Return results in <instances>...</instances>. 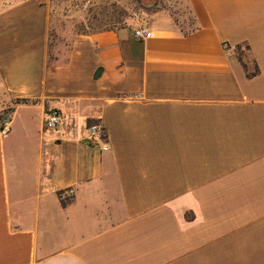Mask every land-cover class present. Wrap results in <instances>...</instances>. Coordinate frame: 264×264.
Wrapping results in <instances>:
<instances>
[{
    "label": "crops",
    "instance_id": "0c3cea01",
    "mask_svg": "<svg viewBox=\"0 0 264 264\" xmlns=\"http://www.w3.org/2000/svg\"><path fill=\"white\" fill-rule=\"evenodd\" d=\"M175 2L142 39L62 31L50 65V0H0V264H264V0Z\"/></svg>",
    "mask_w": 264,
    "mask_h": 264
},
{
    "label": "rangeland",
    "instance_id": "374dc122",
    "mask_svg": "<svg viewBox=\"0 0 264 264\" xmlns=\"http://www.w3.org/2000/svg\"><path fill=\"white\" fill-rule=\"evenodd\" d=\"M161 8L169 10L173 18L180 22V6L175 0H50L52 26L56 31L67 30L69 34L77 29L93 31L117 28L124 21L129 22L133 14L139 15L142 20L151 10ZM182 18L187 19L186 16ZM19 117L14 118L13 121H16L10 124L9 131L14 128Z\"/></svg>",
    "mask_w": 264,
    "mask_h": 264
},
{
    "label": "built area",
    "instance_id": "2783aa9c",
    "mask_svg": "<svg viewBox=\"0 0 264 264\" xmlns=\"http://www.w3.org/2000/svg\"><path fill=\"white\" fill-rule=\"evenodd\" d=\"M141 17L137 14H133L132 19L136 21V25L133 28V35L137 39H142L145 37H148L150 35V31L148 30L147 26V20L140 19ZM223 47L225 50V53L227 56L230 55L229 50H226V45L223 43ZM10 115L5 114L2 115L1 121H0V134L2 136L7 135L10 129ZM64 121V117L62 113L58 109H49L44 113L43 116V128L44 129H56L59 127ZM107 136L104 131V129L98 124V123H91L87 126V134L85 136V141L89 145H96L98 146L102 151H105L108 149V143H107ZM72 191H70L71 193ZM62 198V195H60Z\"/></svg>",
    "mask_w": 264,
    "mask_h": 264
},
{
    "label": "trees",
    "instance_id": "16d2710c",
    "mask_svg": "<svg viewBox=\"0 0 264 264\" xmlns=\"http://www.w3.org/2000/svg\"><path fill=\"white\" fill-rule=\"evenodd\" d=\"M50 15H51V13H50ZM175 21L178 22V20H175ZM126 25H128V22L124 21L120 27H123ZM185 25H188V26L191 25L190 18H189V22L187 21V23H185V24L183 23V30H182L183 32H188L190 29L184 28ZM107 28H109V27H107ZM62 31H65V30H62ZM88 31H90V30H86V29L79 30V29H77L70 34L88 32ZM61 32H59L58 30L56 31L54 29V27L52 26V23L50 22L48 58H47L48 63L50 65L55 64L57 61V56L54 55L56 53L57 49L55 50L54 44H57L58 42L62 43L65 40L64 36L61 35ZM61 38L63 40H61ZM225 45H226V50H229V52H230L229 57L231 56V57H235L237 59V61L241 64L243 70L245 71L247 77H252V76H255L257 74L258 67H257L254 59L251 57L250 47L247 43L236 44L234 46H230L229 44L225 43ZM60 49L62 51L64 49V45H63V47H60ZM248 63H249V66H248ZM21 101H26V99H15L14 102L18 103ZM10 111H11L10 108L1 111L0 112V121H1L2 115L9 114ZM91 123H97V122H89L88 125Z\"/></svg>",
    "mask_w": 264,
    "mask_h": 264
},
{
    "label": "water",
    "instance_id": "95a60500",
    "mask_svg": "<svg viewBox=\"0 0 264 264\" xmlns=\"http://www.w3.org/2000/svg\"><path fill=\"white\" fill-rule=\"evenodd\" d=\"M99 72H100V69H98V70L96 71L95 76H99Z\"/></svg>",
    "mask_w": 264,
    "mask_h": 264
}]
</instances>
